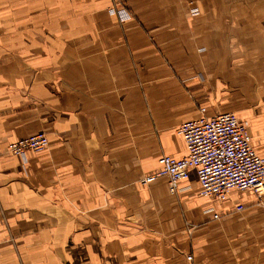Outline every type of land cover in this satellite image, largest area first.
Segmentation results:
<instances>
[{
    "label": "crops",
    "instance_id": "1",
    "mask_svg": "<svg viewBox=\"0 0 264 264\" xmlns=\"http://www.w3.org/2000/svg\"><path fill=\"white\" fill-rule=\"evenodd\" d=\"M108 1L0 0V264H264L254 194L142 182L200 108L264 158V0H125L124 34ZM38 131L44 151L7 152Z\"/></svg>",
    "mask_w": 264,
    "mask_h": 264
},
{
    "label": "built area",
    "instance_id": "2",
    "mask_svg": "<svg viewBox=\"0 0 264 264\" xmlns=\"http://www.w3.org/2000/svg\"><path fill=\"white\" fill-rule=\"evenodd\" d=\"M189 12L197 15L198 9L192 6ZM176 133L183 138L187 154L182 158L162 154L158 169L145 175L143 183L164 177L169 192L176 194L179 183L194 168L201 196L225 201L232 190L251 192L264 209V158L253 147L246 122L232 112L207 115L205 108H200V116L180 123ZM48 145L46 134L38 131L10 142L7 152L26 161L29 153L42 152ZM242 208L241 204L235 206L237 211ZM212 217L217 219L219 214L212 212ZM185 260L186 264H193L192 253L186 254Z\"/></svg>",
    "mask_w": 264,
    "mask_h": 264
},
{
    "label": "rangeland",
    "instance_id": "3",
    "mask_svg": "<svg viewBox=\"0 0 264 264\" xmlns=\"http://www.w3.org/2000/svg\"><path fill=\"white\" fill-rule=\"evenodd\" d=\"M186 4H188L187 5L188 7L186 8V16L189 19H193L195 16L199 14V10L197 15L192 16L189 11L190 8L195 5H193L194 3L190 4L188 2ZM130 6L131 4L127 3L125 0H109L108 3L104 6L105 7L104 11L107 13L108 16L112 18L111 22L113 23V25L121 29L123 34H124V28L127 26V23L129 22L136 23L141 21V20L139 21L136 20L134 14L135 11L134 9H131ZM125 36L126 35H124V37Z\"/></svg>",
    "mask_w": 264,
    "mask_h": 264
}]
</instances>
